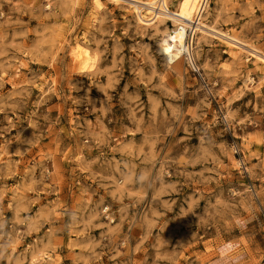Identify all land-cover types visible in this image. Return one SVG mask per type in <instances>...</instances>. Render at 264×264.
<instances>
[{
  "label": "rangeland",
  "instance_id": "rangeland-1",
  "mask_svg": "<svg viewBox=\"0 0 264 264\" xmlns=\"http://www.w3.org/2000/svg\"><path fill=\"white\" fill-rule=\"evenodd\" d=\"M141 1L0 0V264H264V0Z\"/></svg>",
  "mask_w": 264,
  "mask_h": 264
},
{
  "label": "bare ground",
  "instance_id": "bare-ground-1",
  "mask_svg": "<svg viewBox=\"0 0 264 264\" xmlns=\"http://www.w3.org/2000/svg\"><path fill=\"white\" fill-rule=\"evenodd\" d=\"M115 4L121 2V0H108ZM141 1L143 7L133 5V9L137 14L138 22L145 26H154L156 23L171 21L175 24V29L172 31H166L158 46L159 53L164 57L169 64H175L187 51L186 39L187 28L191 29L193 33H201L203 30V11L207 3L206 0H189L185 5L186 9L182 6H178L176 10L171 11L168 7V0H153V1ZM93 5L97 9L104 7L102 0H93ZM139 3V2H138ZM131 5V4H130ZM148 17L149 19H146ZM219 39L223 41L227 46H233L231 36L224 32L219 35ZM189 50V49H188ZM71 53L75 64L82 66L85 62L82 56V50L78 45L72 47ZM70 53V54H71ZM264 60V56L262 57ZM71 61V63H73ZM76 70V69H75Z\"/></svg>",
  "mask_w": 264,
  "mask_h": 264
}]
</instances>
